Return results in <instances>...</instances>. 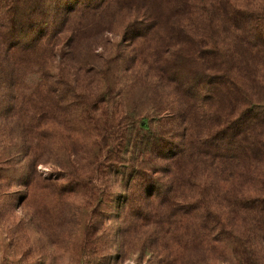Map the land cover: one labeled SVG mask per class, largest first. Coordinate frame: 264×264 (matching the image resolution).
<instances>
[{
    "label": "rangeland",
    "instance_id": "obj_1",
    "mask_svg": "<svg viewBox=\"0 0 264 264\" xmlns=\"http://www.w3.org/2000/svg\"><path fill=\"white\" fill-rule=\"evenodd\" d=\"M6 2L26 5L14 14H5L2 10ZM74 2L0 0L3 46L6 44L3 33L21 35L23 44L29 48L37 35L45 36L54 16L60 14L67 21L55 33L61 38V48L51 60L54 77L47 85L53 105L48 117L50 158L48 155L49 160L37 166V173L29 166L30 135L24 128L27 122L30 124L41 116L34 119L32 114L18 108L3 109L11 93L9 89L3 90L5 84L0 77V264H167L164 257L171 259L169 264H264V221L260 219L237 223L240 240L246 239L247 234L253 238L250 248L228 238L230 248L226 252L212 253L213 244L205 248L200 238L194 257L181 255L180 247L191 246L172 233L174 228L170 233L167 226L164 230L156 227L151 230L132 225L135 211L159 206L156 200L165 191V174L177 167V159H170L172 149L179 147L174 151L178 158L190 141L201 146L213 132L209 126L198 125L209 120L203 118L202 111L189 109L194 100L178 102L181 92L169 84L183 81L185 87L189 85L187 90L181 88L189 95L195 94L200 105L203 101L200 89L205 88L203 79L207 75L196 62L195 67L192 62L190 66L201 73L169 64L166 56L174 46L169 41L175 40L171 34L144 31L141 27L124 34L134 20L124 22L119 14L127 17L128 13L122 10L117 14L111 9L115 0H77L80 5L73 16L64 18L68 14L62 7ZM98 6L101 7L95 18L101 19L105 42L90 52L83 39L77 49L68 52L65 44L75 37V27L84 24V9ZM5 20L11 26H6ZM45 58L46 55L41 56V60ZM210 73L207 81L216 79L217 73ZM259 74L264 81V66L259 68ZM38 81L34 76L25 82V97L38 94L45 98L47 89H39ZM179 105L185 109L181 111ZM242 106L261 107L264 100H251V104ZM135 114L146 117L154 131L150 136L141 134L142 140L135 135L128 137L130 119ZM32 131L37 136L34 126ZM185 155L184 152L182 158ZM159 169L162 176L156 173ZM241 191L251 199L264 196L263 186L256 183L245 185ZM252 225L260 229L248 231ZM147 231L165 237V248L154 253L148 251Z\"/></svg>",
    "mask_w": 264,
    "mask_h": 264
},
{
    "label": "trees",
    "instance_id": "obj_2",
    "mask_svg": "<svg viewBox=\"0 0 264 264\" xmlns=\"http://www.w3.org/2000/svg\"><path fill=\"white\" fill-rule=\"evenodd\" d=\"M25 5L22 3L15 6L14 3L6 2L2 11L14 14ZM79 5L77 0L64 5L61 10L68 14L64 18L73 16ZM101 6L84 9V24L75 27V37L65 44L68 52L77 49L83 39L90 52L103 45L104 28H101V19L95 18ZM111 9L117 14L126 11L127 17L119 14L124 22L134 20L127 26L128 30L124 29V34L141 27L144 31H161L175 36V40L171 38L169 41L174 45L166 56L169 64L195 71V64L200 65L201 72L207 75L203 79L205 88L200 89L203 93L200 105L195 94L189 95L181 88L187 90L189 85L185 87L183 81L169 84L174 89L176 86L179 88L181 97L178 102L185 103L193 99L189 109L202 111L205 115L203 118L209 120L208 123L198 122V125L209 126L213 130L208 141L201 146L187 140L190 142L183 148V152L178 153V158L174 151L179 147L172 149L170 159H177V167L175 171L165 174V191L156 200L159 206L156 209L144 207L135 211L132 225L135 228L151 227V230L155 227L164 230L165 226L169 231L174 228L172 233L178 234L180 239L191 246H179L182 249L181 255L186 256H196L195 244L200 238L204 240L205 248L213 244L212 253L226 252L234 238L242 247L250 248L253 238L250 239L247 234L246 239L240 240L237 223L247 222L248 219L264 221V196L263 199H251L241 191L245 185L254 183L264 188V106L245 108L242 105L251 104V100H264V81L259 74V68L264 66V0H115ZM87 17L91 18L87 20ZM0 18L3 20L4 16L0 15ZM53 18L52 26L45 29V36L43 33L37 35L30 41L29 48H26L28 44H23L19 37L21 35L9 32L3 33L2 38L6 44L0 45V77L5 84L3 90L9 89L11 93L3 109L16 111L18 108L20 112L32 114L34 119L41 116L30 124L27 122L24 128V132L30 135V143L34 144L29 143L31 155L27 152L32 158L29 166L34 173H37L40 163H46L50 158L48 130L51 124L48 117L53 105L47 85L49 79L54 77L51 60L61 48V38L55 33L67 24L66 20L60 18V14ZM8 24L5 20V25ZM14 24H17L16 21ZM42 55H46L43 60ZM100 55L103 57L104 54ZM191 62L194 67L190 66ZM211 71L217 73L214 76L216 79L207 81V78H211ZM224 71V74L221 73ZM34 76L39 79L38 88L47 89L45 98H40L38 94L37 97L24 96L23 92L27 88L25 82L31 81ZM27 98L31 99L27 101ZM98 108L97 105L95 109ZM179 109L182 111L185 108L179 105ZM135 115L130 119L128 137L135 135V138L142 140L141 134L150 136L154 133L146 117ZM220 124H224L223 128L219 127ZM33 126L37 136L33 135ZM184 152L186 155L182 158ZM163 158L167 159L165 156ZM156 173L162 176V169ZM258 177L261 179H256ZM45 180L52 181L49 178ZM249 180L251 182L246 184ZM151 189H156L153 184ZM258 229V226L252 225L248 231L255 232ZM147 233L148 251L154 253L165 248V237L163 239L154 231ZM228 238L232 239L228 242ZM164 258L165 263L171 262L170 258Z\"/></svg>",
    "mask_w": 264,
    "mask_h": 264
}]
</instances>
